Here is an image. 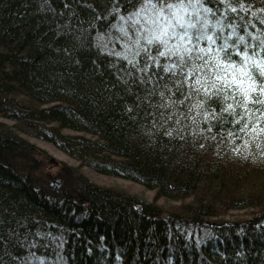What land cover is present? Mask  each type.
Instances as JSON below:
<instances>
[{
  "label": "trees",
  "instance_id": "16d2710c",
  "mask_svg": "<svg viewBox=\"0 0 264 264\" xmlns=\"http://www.w3.org/2000/svg\"><path fill=\"white\" fill-rule=\"evenodd\" d=\"M228 2L203 0L215 11L208 19L222 20L225 37L235 29L230 44L243 36L258 45L264 0H243L247 11L233 4L235 13ZM151 3L155 9L149 0H0V116L38 128L35 137L99 174L143 185L157 198L193 201L185 211H164L69 167L55 191L46 152L0 122V264H264L260 217L210 221L229 210L264 214L260 106H248L251 116L240 107L220 111L222 99L198 107L202 95L184 99L182 77L170 81L158 69L143 82L144 73L117 54L151 27L161 7Z\"/></svg>",
  "mask_w": 264,
  "mask_h": 264
},
{
  "label": "snow or ice",
  "instance_id": "6c2138e0",
  "mask_svg": "<svg viewBox=\"0 0 264 264\" xmlns=\"http://www.w3.org/2000/svg\"><path fill=\"white\" fill-rule=\"evenodd\" d=\"M208 2L211 3V0ZM217 2L224 3V0ZM158 3L161 7L157 9L155 19L149 18L147 21L151 27L142 28L137 38L130 40L131 47L126 45L125 52L117 55L126 60L133 69L144 73L143 82L152 79L147 75L149 69H158L168 74L170 81L177 80L179 74V77H182L179 82L189 90V95L184 99H189L193 94L203 96L198 107H203L204 101L212 100L213 103L219 104L222 99L226 103L220 111L235 114L236 107H240L246 115L251 116L248 106L259 105L256 109L259 112L256 120L264 121V56L261 55V52H264V39L253 37L254 40H259V44H248L243 36H238V42L230 44L231 35H236L235 29L225 37L222 20L217 19L213 23L208 19V14L215 16V11L211 7H205L203 0H198L199 8L191 0L187 7L184 0H178L177 3L158 0ZM149 4L151 8H156V4H152L151 0ZM233 4H238L240 11H247L243 0H229L226 11L237 12V7H233ZM165 7L168 14H165ZM188 8L195 10V20ZM201 10L205 13L203 17L200 15ZM136 15L139 17L140 13ZM129 21L133 25L140 23L139 19L133 20L132 17H129ZM261 24H264V20ZM228 27H232L231 24ZM209 28L212 29L211 32ZM120 31L126 37L129 36L123 27ZM239 44L245 45L244 51L239 50ZM249 47L253 49L251 54ZM233 55L239 57V60L234 61ZM160 58H164L165 63L161 64ZM141 60L143 67L139 66ZM197 61L200 63L197 64ZM156 75L157 72L154 71L153 76ZM230 89L241 98L236 99V96L226 94ZM159 95L163 97L164 93L160 92ZM213 97L216 99L213 100ZM229 100L233 102L227 103ZM180 103H183V100ZM241 119H244V116H241ZM252 131L257 132V128H252ZM259 131L264 132V128Z\"/></svg>",
  "mask_w": 264,
  "mask_h": 264
},
{
  "label": "rangeland",
  "instance_id": "374dc122",
  "mask_svg": "<svg viewBox=\"0 0 264 264\" xmlns=\"http://www.w3.org/2000/svg\"><path fill=\"white\" fill-rule=\"evenodd\" d=\"M0 122H3L6 127H9L10 130H12L14 133H17L18 137L26 138L27 140H29V142L46 152L49 158L46 161L47 163L45 165L44 171L52 177L50 183L55 191H60L61 189L63 178L61 177L60 172L62 168L66 169L67 167H69L74 168L76 174H80L86 177L89 181L96 185L126 193L131 196H136L143 202L145 201L149 203H155L164 211H185V208H183L184 205L193 201V199L189 197L185 200L169 199L164 197L157 198L156 191L149 190L138 183L117 177L99 174L88 167L81 166L78 161L71 158L64 152L58 150L54 145L35 137L38 128H32L25 122H15L3 118L2 116H0ZM64 132L72 133L73 131L65 130ZM138 211L140 210L138 209ZM255 216L260 217L259 221L264 222V214L260 213V209L257 207L243 210H229L223 215V217L210 219V221L217 224L226 221H228L229 223H235L240 220L253 218Z\"/></svg>",
  "mask_w": 264,
  "mask_h": 264
},
{
  "label": "bare ground",
  "instance_id": "6f19581e",
  "mask_svg": "<svg viewBox=\"0 0 264 264\" xmlns=\"http://www.w3.org/2000/svg\"><path fill=\"white\" fill-rule=\"evenodd\" d=\"M143 186V185H142Z\"/></svg>",
  "mask_w": 264,
  "mask_h": 264
},
{
  "label": "water",
  "instance_id": "95a60500",
  "mask_svg": "<svg viewBox=\"0 0 264 264\" xmlns=\"http://www.w3.org/2000/svg\"><path fill=\"white\" fill-rule=\"evenodd\" d=\"M140 212V211H139Z\"/></svg>",
  "mask_w": 264,
  "mask_h": 264
}]
</instances>
